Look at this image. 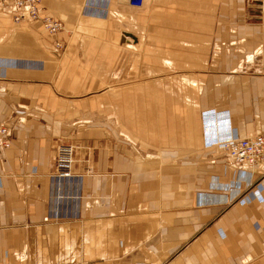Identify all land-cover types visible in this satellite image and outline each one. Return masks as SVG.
<instances>
[{
    "label": "crops",
    "instance_id": "1",
    "mask_svg": "<svg viewBox=\"0 0 264 264\" xmlns=\"http://www.w3.org/2000/svg\"><path fill=\"white\" fill-rule=\"evenodd\" d=\"M40 9L64 29L14 22L0 8V142L9 140L0 146V264H264V200L230 188L239 166L206 142L264 133V111L250 100L264 89L258 4L41 0ZM140 73L239 75L230 89L250 91L200 117L189 145L179 136L175 148L156 146L149 130L140 137L123 124L117 94ZM60 141L77 147L68 178L52 174Z\"/></svg>",
    "mask_w": 264,
    "mask_h": 264
},
{
    "label": "rangeland",
    "instance_id": "2",
    "mask_svg": "<svg viewBox=\"0 0 264 264\" xmlns=\"http://www.w3.org/2000/svg\"><path fill=\"white\" fill-rule=\"evenodd\" d=\"M245 2L248 1L245 0ZM251 5L253 6L254 2H251ZM258 7L260 8V22L264 26V9L259 5ZM142 59L140 51V62ZM195 75L156 74L154 78L153 76H150L152 78L148 77V82L146 76L140 73L137 85L123 87L117 94L122 97L123 103L120 107L123 124L132 123L140 137L141 135L145 136L149 130L151 136H154L156 146L161 144L162 139H168L169 144L166 145L175 148L179 145V136H181L183 145H189L191 139L199 132L200 117H202V121L210 118L215 113V107L226 105L227 100L238 99L236 103L241 105L244 95L247 97L246 91H250L243 90L241 86L236 90L230 89L232 80L241 81L239 75L228 78L231 80L209 73ZM248 76L250 77V75ZM189 78H193V80L191 81ZM218 80L221 82L220 86L215 85ZM258 91L261 94L256 97L255 95L250 96L251 109L254 110V104H261L264 111V89ZM106 108L108 112H118L119 109L117 106L116 110L113 104H108ZM251 133L256 132L252 130L248 134ZM76 148L75 146V160Z\"/></svg>",
    "mask_w": 264,
    "mask_h": 264
},
{
    "label": "built area",
    "instance_id": "3",
    "mask_svg": "<svg viewBox=\"0 0 264 264\" xmlns=\"http://www.w3.org/2000/svg\"><path fill=\"white\" fill-rule=\"evenodd\" d=\"M125 3L130 7L139 8L143 5L144 0H116ZM254 2L264 9V0H247ZM41 0H0V8L9 14L14 22L21 20L36 21L49 33L54 34L64 29L61 20L41 13ZM62 44L58 41L54 43V50L58 51ZM218 130V128H216ZM6 127L0 128V135H7ZM215 136L207 138L208 144L218 145L229 164L239 166V176L235 182L229 184L230 188H235L242 196L245 193H253L261 201L264 196L261 190L264 185V133H254L245 136ZM0 146L8 147L9 140L3 139ZM75 146L68 142L60 141L55 149V161L53 176L57 178H68L73 175V166L75 163ZM244 174H246L244 176ZM233 185V186H232ZM245 186V190H242ZM260 186V187H259ZM239 196V197H240Z\"/></svg>",
    "mask_w": 264,
    "mask_h": 264
},
{
    "label": "water",
    "instance_id": "4",
    "mask_svg": "<svg viewBox=\"0 0 264 264\" xmlns=\"http://www.w3.org/2000/svg\"><path fill=\"white\" fill-rule=\"evenodd\" d=\"M127 37L131 38L132 36H130V34L125 33V34L122 36V42H124V41L131 42V41H132V38H131V39H129V38L127 39ZM125 39H127V40H125Z\"/></svg>",
    "mask_w": 264,
    "mask_h": 264
}]
</instances>
